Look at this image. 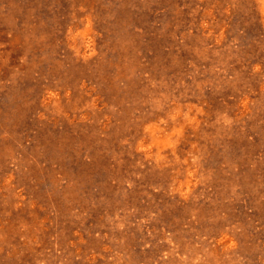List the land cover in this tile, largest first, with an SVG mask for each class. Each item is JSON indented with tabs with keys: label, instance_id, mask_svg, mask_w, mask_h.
Segmentation results:
<instances>
[{
	"label": "rangeland",
	"instance_id": "rangeland-1",
	"mask_svg": "<svg viewBox=\"0 0 264 264\" xmlns=\"http://www.w3.org/2000/svg\"><path fill=\"white\" fill-rule=\"evenodd\" d=\"M0 264H264V0H0Z\"/></svg>",
	"mask_w": 264,
	"mask_h": 264
}]
</instances>
